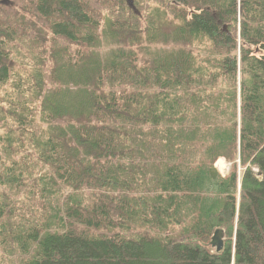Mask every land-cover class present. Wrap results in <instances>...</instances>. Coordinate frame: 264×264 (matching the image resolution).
Wrapping results in <instances>:
<instances>
[{"label":"trees","instance_id":"1","mask_svg":"<svg viewBox=\"0 0 264 264\" xmlns=\"http://www.w3.org/2000/svg\"><path fill=\"white\" fill-rule=\"evenodd\" d=\"M134 3L0 1V264H264V0Z\"/></svg>","mask_w":264,"mask_h":264},{"label":"water","instance_id":"2","mask_svg":"<svg viewBox=\"0 0 264 264\" xmlns=\"http://www.w3.org/2000/svg\"><path fill=\"white\" fill-rule=\"evenodd\" d=\"M1 2H6L7 0H0ZM129 6L134 10V12L139 13L134 0H128ZM224 231L222 229H216L214 232L212 239H211V244L213 247L217 249V251H221L224 247Z\"/></svg>","mask_w":264,"mask_h":264},{"label":"rangeland","instance_id":"3","mask_svg":"<svg viewBox=\"0 0 264 264\" xmlns=\"http://www.w3.org/2000/svg\"><path fill=\"white\" fill-rule=\"evenodd\" d=\"M221 159V158H220ZM220 159L217 160L216 162V166L217 168L219 169V171L223 174V175H226L228 174V172L230 171V168H231V163L228 162L225 158L224 159V165H221L220 163Z\"/></svg>","mask_w":264,"mask_h":264},{"label":"bare ground","instance_id":"4","mask_svg":"<svg viewBox=\"0 0 264 264\" xmlns=\"http://www.w3.org/2000/svg\"><path fill=\"white\" fill-rule=\"evenodd\" d=\"M224 162H225L224 159L221 158V159H220V163H221V165H224Z\"/></svg>","mask_w":264,"mask_h":264}]
</instances>
